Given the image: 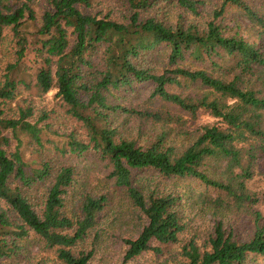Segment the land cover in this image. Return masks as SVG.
<instances>
[{"label":"trees","instance_id":"16d2710c","mask_svg":"<svg viewBox=\"0 0 264 264\" xmlns=\"http://www.w3.org/2000/svg\"><path fill=\"white\" fill-rule=\"evenodd\" d=\"M31 1L0 0V42L8 30L14 43L0 76V261L14 264L30 233L63 264H90L93 256V249L79 245L108 204L107 194L79 187L71 195L79 183L77 167L24 157L26 144L43 148L49 130L42 123L48 114L36 116L31 99H18L20 89L37 96L55 89L82 128L52 130L64 139L59 152L76 158L93 153L95 167L108 169L107 180L124 188L146 219L135 238L123 240V262L147 250L160 252L152 241L175 243L187 225L183 194H145L137 185L134 172L148 168L164 178L198 181L203 190L197 204L251 221V234L238 238L216 220L201 245L194 238L182 245L177 264H260L264 218L254 209L260 199L248 182L264 158V0L262 11L252 0H122L121 19L80 9L93 0H48L39 20ZM162 47L167 57L159 68L148 56ZM146 82L152 84L149 104L159 101L191 117L203 111L215 122L202 124L180 149L166 144L165 131L144 141L122 135L117 125L125 117L182 120L160 103L155 109L125 104L126 94ZM13 101L14 108H6ZM46 181L34 204L29 189Z\"/></svg>","mask_w":264,"mask_h":264},{"label":"rangeland","instance_id":"374dc122","mask_svg":"<svg viewBox=\"0 0 264 264\" xmlns=\"http://www.w3.org/2000/svg\"><path fill=\"white\" fill-rule=\"evenodd\" d=\"M254 6L262 11V0H252ZM31 5L34 8L37 19L49 7L48 0H32ZM264 7V6H263ZM84 12L96 14L103 17L109 14L110 18L121 19L126 11V5L122 0H93L89 8L80 6ZM169 17L175 15L176 10L167 9ZM244 27V26H243ZM250 33L246 31V35ZM14 52V43L8 30L4 31L3 40L0 42V76L7 62L12 61ZM167 49L162 47L158 51L151 53L148 57L155 58L159 68H162L166 62ZM152 88L150 82L141 83L135 90H131L126 94V105L135 106L136 108H152L155 109L159 103L162 108L171 113L181 116L180 122H163L152 121L151 119H143L138 116L125 117L124 121L120 117L121 124L117 125L122 135L128 137H136L142 141L152 138L156 133L165 131L167 133L165 142L180 149L183 148L189 140L196 135L198 128L202 124L213 123L215 118L209 116L203 111L195 117L178 110L176 107L155 101L149 104L148 93ZM174 91H180L179 87H172ZM120 94L117 93V96ZM28 98L32 100L35 115L40 112H46L48 119L42 123L48 124L49 133L44 136V146L39 147L37 152L33 144H26L24 157L33 164H39L41 156H47L53 159L55 164L68 163L79 169L78 180L71 191V195L75 191L84 188L88 191L105 192L108 197V204L99 214L97 223L93 231L87 239L79 245V248L85 250L93 249V256L90 264H177L181 261L180 250L182 245L191 238L195 239L198 245L208 237L212 232V227L216 220L221 219L224 227L233 230L238 238H247L251 233V221L249 217L241 216L228 209H218L212 211V208L203 207L196 202V195L203 190V186L190 178L171 177L164 178L157 174L154 170L144 168L134 172V180L137 182L145 194L155 191L173 192L177 191L183 194V213L187 223L185 230L179 235V240L175 243L161 244L152 241L151 245L160 248V252L147 250L131 260L123 262L125 238H135L146 223L145 217L135 208L128 198L124 188L115 186L112 180H107L106 175L108 169L95 167L93 164L94 154L89 152L86 157H71L62 155L56 146L61 147L63 138L52 134V130L58 129L59 133L67 132L71 128L79 131L82 129L80 124L72 121L66 114L65 107L56 90L52 89L40 96L35 95L33 90L20 89L18 99ZM121 101V99H118ZM16 101L9 102L6 108H14ZM139 129L141 132H139ZM14 143L12 139L11 143ZM42 153V154H41ZM93 167L95 170H92ZM102 167V168H101ZM49 181L38 183L32 186L28 194L34 204L39 203L40 197L45 193ZM248 187L257 193L260 202L254 206L264 218V158L260 162L254 176L249 180ZM41 205L38 206V209ZM23 250L17 259L13 260L14 264H63L55 255L53 249H44L39 237L30 233L28 237L22 239ZM264 264V258H257ZM10 261V260H7ZM3 260L0 264L8 263Z\"/></svg>","mask_w":264,"mask_h":264}]
</instances>
